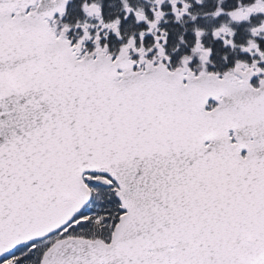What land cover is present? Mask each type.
<instances>
[{
  "label": "snow or ice",
  "instance_id": "obj_1",
  "mask_svg": "<svg viewBox=\"0 0 264 264\" xmlns=\"http://www.w3.org/2000/svg\"><path fill=\"white\" fill-rule=\"evenodd\" d=\"M0 264H264V0H0Z\"/></svg>",
  "mask_w": 264,
  "mask_h": 264
}]
</instances>
